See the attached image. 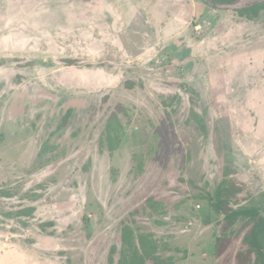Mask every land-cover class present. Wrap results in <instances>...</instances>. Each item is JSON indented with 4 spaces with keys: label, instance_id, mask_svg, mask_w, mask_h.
Segmentation results:
<instances>
[{
    "label": "rangeland",
    "instance_id": "374dc122",
    "mask_svg": "<svg viewBox=\"0 0 264 264\" xmlns=\"http://www.w3.org/2000/svg\"><path fill=\"white\" fill-rule=\"evenodd\" d=\"M251 1L173 0L171 14L106 0L124 40L113 33L92 47L77 39L90 21L80 1L0 0V264H107L113 245L117 264L122 235L127 253L135 245L173 264H237L248 227L239 220L224 232L210 202L229 166L240 206L264 215V10L250 20L237 13ZM171 15L178 37L204 44L192 61L189 41L136 50L155 39L141 29L172 27ZM118 104L127 115L108 132Z\"/></svg>",
    "mask_w": 264,
    "mask_h": 264
},
{
    "label": "trees",
    "instance_id": "16d2710c",
    "mask_svg": "<svg viewBox=\"0 0 264 264\" xmlns=\"http://www.w3.org/2000/svg\"><path fill=\"white\" fill-rule=\"evenodd\" d=\"M219 4H233L236 0H212ZM251 3V4H250ZM246 6H242L237 10V13L241 17L246 19H253L258 17L259 12L264 10V0H258L250 2ZM69 62L68 60H65ZM72 63V61H70ZM71 63H67L68 65ZM128 88L133 87V82L126 81ZM172 95L170 99L174 100L175 98L179 100V96ZM71 108H68L66 113L63 115L61 124L57 126L60 129L62 126L67 124ZM127 115L126 109L118 104L115 110L110 114L109 120L111 123L106 124V130L110 132L112 130V122H118V114ZM189 117L193 118L195 122L200 124L202 129L203 121L199 118V114L193 109L189 110ZM189 120V118L187 119ZM120 139L118 138L114 144L111 143V140H108V150H114L119 145ZM231 167L224 168L222 180L216 190L214 195V200L210 202V206L214 212L223 215L224 225L223 231L226 232L233 224L239 220H244V227H248L247 231L243 235L242 242L246 246L245 249L239 251L236 255L237 264H264V215L258 206H249L244 207L240 206V199L237 198L238 195L242 192L243 188L240 184L228 181L226 176H228L231 171ZM232 199H235L236 201ZM234 203L238 207H233L231 204ZM223 241L216 246V253L220 254L225 249V238H217V241ZM125 245V239L122 235V246L120 248V256L117 261V264H145L146 259L152 257L155 261L154 264H173V257L169 256L165 259H157V257L152 256L149 251L144 250V252H139V248L135 245L128 246L127 250H123ZM117 247L115 245L111 246L107 264H114L113 255L116 253Z\"/></svg>",
    "mask_w": 264,
    "mask_h": 264
},
{
    "label": "crops",
    "instance_id": "0c3cea01",
    "mask_svg": "<svg viewBox=\"0 0 264 264\" xmlns=\"http://www.w3.org/2000/svg\"><path fill=\"white\" fill-rule=\"evenodd\" d=\"M68 1H70V0H68ZM73 1H80L82 3V7H83V10L85 11V13L88 12V15H90V21L88 22V24L84 25L82 28H79L77 30L79 32V35L77 36V39H79L82 36H85L87 38L86 40H89L92 44L95 43V44L92 45V47H94V45H97L98 43L100 44V43H107V42L109 43V42H111L112 41L111 37L113 36V33H115L117 35L119 43H121L124 40V39L123 40L121 39L123 37V35H124V31L120 30L119 27L117 28L116 20H114L112 18H108V16H106V14H105L106 13L105 11H106V8H107L106 0H73ZM127 1H130V2L137 1L138 4L141 3L143 7L145 5L149 4L148 7L153 5V6H160V7H163V8H168V9H170L171 14H172V9L174 7L173 0H127ZM186 5H188L187 1H186ZM188 7L190 8V4L188 5ZM139 15L142 18V20L146 21L145 17H143L145 14H139ZM172 17H173V26L172 27L171 26H169V27L165 26L162 29V26H157L156 30L153 29V32L150 31L148 28L145 29L143 27L140 32L142 34H144V35H148V34L151 35V36L153 35L155 37V39L152 42L148 43L146 46L142 47V48H136V50L148 49L150 51V48L153 47L155 52L160 54V53H162L165 50L166 47H172V49L176 47V46H172V40H173V42H177V43H175V45L178 44V41L181 44L184 43V45H186V43L189 41L188 42L189 43L188 47H190V56H187V58H185V59H190L191 60V59H193V56H195V55L198 56L199 55L198 54L199 52H197L198 45H199V43L201 44V46H200V49H201V48L204 47V44L201 43V40L198 41V39L193 38L192 36L190 37L189 36V32H187V33L185 32L184 34H182L181 37H178L177 36L178 32H177V27H176L177 23H176V21H174L176 18L171 15L170 22H172ZM189 17H190V12H188V14H187V16L185 18L188 19ZM248 20H250V19H248ZM140 21H138V25H139V23L141 24ZM183 22H184V20H183ZM75 29H76L75 27H72L71 29L69 28V30H71V31H74ZM172 29H174L173 32H172ZM164 35H167V37H168V40H167L168 42L162 43L164 46H156L157 44H153L156 40H159L158 41L159 43L161 41H163L164 40L163 39ZM202 36L204 37V35H202ZM180 38L182 39V42H181ZM14 41H20V40L11 39V41L9 43H13ZM46 43L48 44V47L51 48L50 47L51 46L50 45V41L48 40V42H46ZM166 44H168L170 46H168ZM29 45H27V46H29ZM27 46H25V48ZM120 46H121V48H125V46H123V45H120ZM116 52H117V49H116ZM52 54L56 55L55 53H52ZM132 54L134 56V55H138L139 53L138 54L137 53H132ZM25 56H26V54H25ZM29 56L31 57V55H29ZM56 56H58V55H56ZM129 60L132 61L133 59L132 60L129 59ZM134 60H135V58H134ZM134 60H133V62H134ZM100 61L97 62L99 67L96 68V69L97 70L100 69L102 71L104 69L103 66H105L104 65L105 63H102ZM150 61H154V60H150ZM154 62H152L151 65H154L155 64ZM69 65L70 66H75L74 63H71ZM131 66H134V64H131ZM193 66H194V63H193ZM216 66H217V63L214 62L213 64H211L210 70L213 67H216ZM217 69H219L220 73H222L220 75L222 76V80H223L224 77H225V74H226L225 68L220 65V66H217L216 70ZM38 71L40 73V70H38ZM35 72H36V69H35ZM223 82L225 84V81H223ZM22 83H23V85L24 84L26 85L28 83V87L30 88V90L33 88L32 80L29 77H28V79L27 78L24 79L22 81ZM37 87L38 86H36V88ZM194 88H195V86H194ZM227 88H229V87H227ZM35 91L36 90H34L33 93H35ZM220 91L222 93L221 89H220ZM223 91H224V94L226 96L228 95L227 96V100L231 99V98H228V97H230L231 91H230V94L226 93V89L223 90ZM41 94H38V95L40 96ZM173 95H175V94H173ZM237 99L238 98H235V99H233V101L232 100H229V101H231L232 104L234 105L235 103L238 102ZM249 99L252 100V98H249ZM33 103L36 104L37 102H33ZM118 118H119V115H118Z\"/></svg>",
    "mask_w": 264,
    "mask_h": 264
}]
</instances>
